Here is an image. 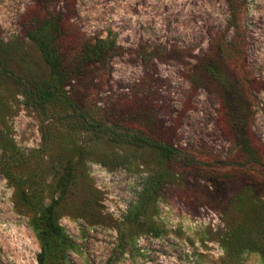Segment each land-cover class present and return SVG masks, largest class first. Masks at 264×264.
<instances>
[{
    "label": "rangeland",
    "instance_id": "1",
    "mask_svg": "<svg viewBox=\"0 0 264 264\" xmlns=\"http://www.w3.org/2000/svg\"><path fill=\"white\" fill-rule=\"evenodd\" d=\"M229 1L0 0V144L27 156L17 179L0 171V264H39L31 218L45 205L69 237L47 264H264V184L247 168L216 175L240 117L252 113L264 155V0H237L238 28L224 31ZM50 14L122 49L55 81L40 106L29 91L52 75L28 33ZM221 33L244 49L222 84L197 74ZM156 143L202 166L164 160Z\"/></svg>",
    "mask_w": 264,
    "mask_h": 264
},
{
    "label": "trees",
    "instance_id": "2",
    "mask_svg": "<svg viewBox=\"0 0 264 264\" xmlns=\"http://www.w3.org/2000/svg\"><path fill=\"white\" fill-rule=\"evenodd\" d=\"M236 1H229L231 11L224 31H228L230 28H238L235 22L240 3L237 2L236 4ZM28 36L38 44L52 75L50 81L36 83L29 91L40 106H44L55 99L56 91H58L55 81L64 80L66 77L76 74L84 63L107 62L114 52L121 53L122 49V46L115 45L112 40L99 39L93 43L84 41L77 37L72 29L63 25L54 14H50L32 25ZM240 44L239 33L231 39H226L224 34L221 33L212 49L200 59L197 69L198 76H202L203 79L210 82L222 84L226 79L224 73L225 63L229 60H238L244 57V49ZM251 114L240 117L243 125L236 127L237 154L229 157L226 162L220 159L225 171L216 172L219 178L234 179L236 177L234 170L237 167L247 168L255 170L261 183L264 184V155L260 154L251 143L250 127L247 121L248 116L250 117ZM231 116V123L238 122L239 117ZM81 122H87V119L83 117ZM96 126H101V124L99 123ZM141 132L144 133L143 130ZM153 145L158 148L164 160H181L195 168L202 166L200 160L181 154L171 144L156 143ZM0 150L2 152L0 155V171L8 179H17L11 168L14 164L23 162L27 157L26 154L20 152L12 144L9 146L0 144ZM31 221L41 244V251L37 255L38 262L39 264H47L48 256L55 254L47 252L62 251L68 246L69 237L57 222L52 205L41 206L40 214L32 217ZM122 242L123 240L120 238L110 254L108 260L111 262L113 259H119L123 254L125 245Z\"/></svg>",
    "mask_w": 264,
    "mask_h": 264
}]
</instances>
